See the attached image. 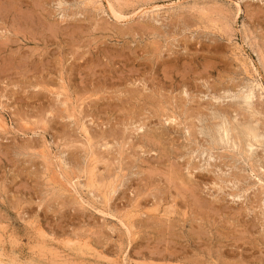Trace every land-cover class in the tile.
Here are the masks:
<instances>
[{"label":"rangeland","instance_id":"374dc122","mask_svg":"<svg viewBox=\"0 0 264 264\" xmlns=\"http://www.w3.org/2000/svg\"><path fill=\"white\" fill-rule=\"evenodd\" d=\"M255 82L264 0H0V264H264Z\"/></svg>","mask_w":264,"mask_h":264},{"label":"bare ground","instance_id":"6f19581e","mask_svg":"<svg viewBox=\"0 0 264 264\" xmlns=\"http://www.w3.org/2000/svg\"><path fill=\"white\" fill-rule=\"evenodd\" d=\"M111 1V0H110ZM105 2V1H104ZM109 5V4H108ZM107 8V7H106ZM111 8V7H110ZM144 8V7H143ZM156 8V7H155ZM108 9V8H107ZM112 9H113V7H112ZM139 9H140V7H139ZM108 10H110V9H108ZM141 10V9H140ZM113 11V10H112ZM137 12V11H136ZM144 11L142 10V13H143ZM117 14V13H116ZM134 14H135V12H134ZM115 16V15H114ZM238 55V54H237ZM253 68V67H252ZM257 69V68H256ZM251 70V69H250ZM252 85V84H251ZM246 86V85H245ZM248 88V87H247ZM255 89H259L260 90V92H262L263 94H264V84L263 83H260V82H255V84L254 85H252L251 87H249V89H247V91L243 94V96H242V100H243V102H245L246 103V105H247V107H249V102H251V99L252 98H254V94L256 95V93H255ZM242 93V92H241ZM237 97V96H236ZM239 98V97H238ZM257 98V97H256ZM245 105V104H244ZM251 105V104H250ZM252 106H250V108H251ZM253 110V109H252ZM249 111H250V109H249ZM211 115V114H210ZM216 121V120H215ZM231 121V120H230ZM221 122H222V120H221ZM232 122V121H231ZM231 122H230V124H231ZM223 124V123H222ZM221 124V125H222ZM251 124V123H250ZM246 125L245 127H244V130H243V133H242V135H243V137H244V140L246 141V145L248 146L247 147V151H248V149L249 148H251L252 146H254L255 145V143L257 144H261L262 143V141H261V139H260V134H258L257 133V131H256V129H257V127L254 125V127L253 126H251V125ZM232 125V124H231ZM235 125H237V124H235ZM232 127V126H231ZM231 127L229 126H227L226 124L225 125H222L221 127H219L220 129H218V131H219V137H218V135H217V137L220 139V141L223 143H226L227 145L230 143V144H233V146H235V147H237L238 146V143H240V138H238L236 135H234L235 137H237V140L235 139V140H231V136H230V134H231V132H230V130H231ZM235 127V126H234ZM234 127H232L233 128V130H234ZM237 128V127H236ZM207 129V128H206ZM238 129V128H237ZM239 129H242V128H239ZM238 129V131H240ZM259 129V128H258ZM201 131V130H200ZM202 132V131H201ZM214 132V131H213ZM259 132V131H258ZM232 133H233V131H232ZM215 134V133H214ZM235 134V133H234ZM215 135V136H216ZM211 138H212V136H211ZM217 138V139H218ZM234 138V137H233ZM218 139V140H219ZM210 140V139H209ZM208 140V141H209ZM214 140V139H213ZM217 140V141H218ZM214 141H216V140H214ZM220 141L219 142H217V144L218 143H220ZM210 142V141H209ZM238 142V143H237ZM241 144V143H240ZM223 145V144H222ZM226 145V146H227ZM214 146V145H213ZM212 146V147H213ZM218 146V145H217ZM256 146V145H255ZM222 147V146H221ZM229 147V146H228ZM216 148V147H215ZM212 149V148H211ZM239 149V148H238ZM242 149V148H241ZM250 151V150H249ZM248 151V152H249ZM210 152V151H209ZM251 152V151H250ZM207 154V153H206Z\"/></svg>","mask_w":264,"mask_h":264}]
</instances>
